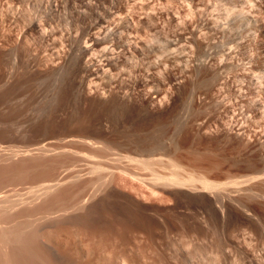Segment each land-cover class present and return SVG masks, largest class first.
Here are the masks:
<instances>
[{"label":"rangeland","instance_id":"374dc122","mask_svg":"<svg viewBox=\"0 0 264 264\" xmlns=\"http://www.w3.org/2000/svg\"><path fill=\"white\" fill-rule=\"evenodd\" d=\"M0 249L264 264V0H0Z\"/></svg>","mask_w":264,"mask_h":264},{"label":"bare ground","instance_id":"6f19581e","mask_svg":"<svg viewBox=\"0 0 264 264\" xmlns=\"http://www.w3.org/2000/svg\"><path fill=\"white\" fill-rule=\"evenodd\" d=\"M240 17H241V16H240ZM239 19H240V18H239ZM242 19H245V18L243 17V18H241V20H242ZM103 22H104V21H103ZM109 22H111V21H109ZM97 24H98V23H97ZM106 24H107V23H106ZM108 24H109V23H108ZM99 25H100V24H99ZM101 26H102V24H101ZM102 27H103V26H102ZM104 27L106 28V26H104ZM114 27H115V26H114ZM105 28H104V29H105ZM108 28H109V27H108ZM108 28H107V31H108ZM233 28H234V26H233ZM97 29H98V31H99V29H100V28L98 27V25H97ZM116 29H117V28H116ZM109 30H110V29H109ZM101 31L103 32V30H101ZM105 32H106V31H105ZM108 32H109V31H108ZM112 32H113V31H112ZM86 33H87V32H86ZM106 34H107V32H106ZM114 34H115V32H114ZM79 35H80V34H79ZM85 35H87V34H85ZM88 35H89V34H88ZM101 35H102V34H101ZM109 36H110V35H109ZM79 37H80V36H79ZM83 37H84V36H83ZM83 37L81 38V40H85V39H83ZM87 37H88V36H86V38H87ZM89 37H90V36H89ZM95 37H96V35H95ZM103 37H104V36H103ZM75 40H78V39H75ZM94 40H95V39H94ZM99 40H100V39H99ZM78 41H79V40H78ZM90 41H91V40H90ZM96 41H97V40H96ZM81 42L84 43V42H86V40H85V41H81ZM88 42H89V39H88L87 43H85V44H88ZM78 43H79V42H78ZM90 43H91V42H90ZM94 43H95V42H94ZM97 43H98V41H97ZM105 43H106V42H105ZM85 44H82V43H81V46H83L84 48H85V47L87 48V45L84 46ZM94 46H95V45H94ZM54 47H55V46H54ZM103 47H104V46H103ZM106 47H107V46H106ZM81 48H82V47H81ZM84 48L82 49V51L84 50ZM86 48H85V49H86ZM87 49H88V48H87ZM94 49H95V48H94ZM99 50H100V49H99ZM85 51H86V50H85ZM105 51H106V49H105ZM102 53H103V52H102ZM107 54H108V53H107ZM101 56H102V54H101ZM116 57H117V56H116ZM109 58H110V57H109ZM101 59H102V58H101ZM99 60H100V59H99ZM105 60L107 61L106 58H105ZM101 61H102V60H101ZM106 61H105V62H106ZM103 65H104V64H103ZM100 66H101V65H100ZM109 66H110V65H109ZM107 68H108V66H106L105 69H103V70H107ZM257 74H258V73H257ZM83 221H84V220H83ZM22 226H23V225H22ZM30 234H31V233H30ZM30 234H29V235H30ZM27 235H28V234H27ZM29 235H28V237H29ZM32 235H34V234H32ZM35 236H36V235H35ZM35 236H34V237H35ZM44 236H45V235H44ZM44 236H43V237H44ZM36 237H37V236H36ZM36 237H35V239H36ZM46 237H47V236H46ZM26 238H27V237H26ZM28 239H29V238H28ZM28 239H27V240H28ZM30 239H31V238H30ZM30 239H29V241L32 240V239H31V240H30ZM37 239H38V238H37ZM35 241H36V240H35ZM42 241H43V240H42ZM42 241H41V242H42ZM32 242H34V239H33ZM39 242H40V241H39ZM43 242H45V241H43ZM56 243H57V242H56ZM42 244H43V243H42ZM44 244H45V243H44ZM29 245L32 246V247L30 246L31 248H34L37 244H35L34 247H33L32 244H29ZM44 246H45V248H46V246L48 247V244H47V245H44ZM37 247H38V246H37ZM57 247H58V244H57ZM49 248H51V247H49ZM60 248H61V247H60ZM1 249H2V248H1ZM1 249H0V250H1ZM21 249H22V248H21ZM35 249H36V247H35ZM35 249H34L33 251H35ZM38 249H39V248H38ZM42 249H43V247H41V251H42ZM47 249H48V248H47ZM47 249H46V250H47ZM24 250H27V249H26V248L23 249V252H24V254H25V251H24ZM36 250H37V249H36ZM39 250H40V249H39ZM44 250H45V249H44ZM13 251H15V250H13ZM28 251H31V250H28ZM37 251H38V250H37ZM41 251H40V252H41ZM48 251L50 252L51 250H48ZM23 252H22V253H23ZM38 252H39V251H38ZM38 252H35V253L39 254ZM43 252H44V253H43ZM43 252H42L43 254H46L45 251H43ZM51 252H52V251H51ZM51 252H50V253H51ZM0 253H2V251H1ZM3 253H4V251H3ZM3 253H2V254H3ZM2 254H1V255H2ZM48 254H49V253H48ZM48 254H47V255H48ZM5 255H6V254H5ZM41 255H42V254L40 253V255H38V256L41 257ZM3 256H4V255H3ZM21 256H22V254H21ZM21 256H19V258H20ZM35 256H37V255H35ZM48 256H49V255H48ZM48 256H47V258H46L47 261H48ZM50 256L52 257V254H51ZM55 256H56V255H55ZM17 257H18V256H17ZM22 257H23V256H22ZM24 257H25V255H24ZM44 257H45V256H44ZM5 258H7V255H6ZM36 258H38V257H36ZM52 258H53V257H52ZM54 258H55V257H54ZM54 258H53V259H54ZM58 258H61V257H58ZM39 259H40V258H39ZM39 259L37 260V263L40 262ZM56 259H57V257H56ZM0 260H1L0 263H2V259H0ZM3 260H4V259H3ZM23 260H24V258H23ZM59 260H60V259H59ZM63 260H64V259H63ZM63 260H62V261H63ZM7 261H8V260H7ZM51 261H52V259H51ZM67 261H68V260H67ZM72 261H73V260H72ZM34 262H35V260H34ZM49 262H50V261H49ZM56 262L59 263L60 261H59V262L56 261ZM56 262H53V264H54V263L56 264ZM5 263H6V262H5ZM7 263H8V262H7ZM35 263H36V262H35ZM35 263H34V264H35ZM40 263H41V262H40ZM45 263H46V262H45ZM51 263H52V262H51ZM51 263H50V264H51ZM60 263H61V262H60ZM65 263H66V262H65ZM71 263H72V262H71ZM71 263H70V264H71ZM2 264H3V263H2ZM32 264H33V263H32ZM41 264H44V263H41ZM76 264H77V263H76ZM79 264H81V263H79Z\"/></svg>","mask_w":264,"mask_h":264}]
</instances>
